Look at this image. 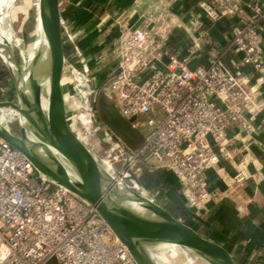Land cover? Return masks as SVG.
I'll list each match as a JSON object with an SVG mask.
<instances>
[{
	"label": "built area",
	"instance_id": "obj_1",
	"mask_svg": "<svg viewBox=\"0 0 264 264\" xmlns=\"http://www.w3.org/2000/svg\"><path fill=\"white\" fill-rule=\"evenodd\" d=\"M185 11L192 32L202 30L205 22L211 27L230 19L226 48L190 66L198 48L170 45L174 23L167 6L158 5L156 19L137 28L132 12L118 8L98 17V32L106 35L98 60L109 63L101 88L88 55L76 45L79 30L67 29L62 19L63 43L69 49L64 93L66 88L75 105L89 110L90 126L102 90L140 136L133 146L103 124L108 135L99 140L100 150L106 147L104 140L108 149L124 156L106 159L111 168L128 175L122 171L127 165L139 180L143 170L161 173L160 185L172 188L192 218L201 221L208 204L227 198L231 188L211 187L208 173L220 175V161L226 160L235 169L232 182L241 184L251 176L248 166L257 160L256 151L264 154L258 131L264 130V117L256 123L264 111V0H197ZM227 52L236 56L230 65ZM143 186L155 199L153 185ZM0 264L136 263L94 206L51 182L0 138Z\"/></svg>",
	"mask_w": 264,
	"mask_h": 264
},
{
	"label": "water",
	"instance_id": "obj_2",
	"mask_svg": "<svg viewBox=\"0 0 264 264\" xmlns=\"http://www.w3.org/2000/svg\"><path fill=\"white\" fill-rule=\"evenodd\" d=\"M60 4V0H37V16L48 47L49 90L46 111L40 104L38 83L30 75L21 82L26 70L21 68L12 48L9 47L16 73L6 66L14 79L17 101L0 99V138L20 151L34 168L51 182L94 206L136 264H162L157 262L156 254L163 249L170 250V246L164 244L194 252L215 264H240L223 245L151 198L127 165L122 167V171L128 173L126 177H122L121 172H116L112 168L111 171L108 170L96 153L91 152L78 140L70 127L69 113L64 101L65 51ZM26 80L30 97L25 90ZM93 98L94 92L91 88L89 105ZM102 101L99 109L106 124L118 136L134 142L138 138L136 132L138 130L119 114L104 93ZM20 115L33 123L34 127L31 128L47 139L72 164L71 175L55 156L50 157L51 165L37 156L31 145H28L27 135L22 128L17 131L11 128L9 119L12 117L19 119ZM91 120L98 126L94 113L91 114ZM102 142L105 146L108 145L104 140ZM120 182L123 184L120 185ZM121 198L140 203L157 217L144 218L132 213L120 204Z\"/></svg>",
	"mask_w": 264,
	"mask_h": 264
},
{
	"label": "crops",
	"instance_id": "obj_3",
	"mask_svg": "<svg viewBox=\"0 0 264 264\" xmlns=\"http://www.w3.org/2000/svg\"><path fill=\"white\" fill-rule=\"evenodd\" d=\"M83 2H86L87 6L90 5V7L94 8V12L91 11V13L84 10L80 11L76 19V21L80 22L81 19L88 18L85 25L81 28L84 33L88 32L89 35L86 37V41H89V44L105 39L106 35L101 36L98 32L97 23L100 15L112 12L118 8L128 9L133 6V0H83ZM196 2L197 0H166V6L173 15L174 23L170 35L177 31L182 32L187 40L185 43L183 42L184 44L179 43L178 46L192 49L196 45L195 48H198L190 62V66L206 62L209 53L226 48L232 22L226 18L211 27L205 22L202 30L190 31L189 14L185 9L189 6L194 7ZM104 29L105 31L109 30L107 24H104ZM202 35H207V37L203 39ZM83 47L86 53L90 49L94 54L100 49L98 45L95 49L94 47L91 49V46ZM224 57L229 65L236 60V56L230 52H227ZM260 89L264 98V79L260 81ZM263 117L264 111L258 115L256 123H261ZM258 131L259 137L264 141V130L260 128ZM256 154L257 160L248 166L251 176L241 184L235 185L232 182L229 176L235 172V169L226 160L220 161L219 165L224 169V171L220 172V175L214 172L208 173L211 187L221 190H228V186H231V188L227 198L208 204L209 210L201 221L192 218V214L185 208L183 201L179 199L172 188L163 184L162 186L160 185L161 173H152L144 170L148 173V179L144 183L153 185V191H157L154 197L158 203L162 200L163 203L173 208L175 207V209L181 206L183 213L178 211H172V213H175L181 219L191 222L207 236L223 245L240 264H264V154L258 151H256ZM224 175H227V177L223 178Z\"/></svg>",
	"mask_w": 264,
	"mask_h": 264
},
{
	"label": "rangeland",
	"instance_id": "obj_4",
	"mask_svg": "<svg viewBox=\"0 0 264 264\" xmlns=\"http://www.w3.org/2000/svg\"><path fill=\"white\" fill-rule=\"evenodd\" d=\"M36 0H3L1 10H0V18L3 21V25L8 32L11 34V48L14 52L21 68L23 70L27 71L28 66L31 63V60L29 59V51L27 48V45L33 41H35L38 38V34L36 32V22L38 18V12H37V5ZM60 8L62 11V19L64 21V24L66 25L67 29L71 31H75V42L76 45L82 50V53H86L83 46H88L91 49L92 47H95L98 45L100 49L98 52L94 54L90 49H88V53H86L88 56V63L92 67V73L96 75V82L99 84L100 88L102 87L103 83V77L107 74L108 68V61L102 62L99 61L98 58L101 59L102 54L104 53V45H105V39H100L99 42L94 44H89V41H86V37L89 35L88 32L84 33L83 29L81 28L85 23L87 22L88 18L81 19L80 22L76 21L80 11L84 10L85 12L91 13V11L94 12V8L87 6L86 2H83V0H61L60 1ZM158 5L161 9H164L166 7V0H133V6L128 8L129 12H132V24L137 28L144 27V24L148 21H152V19H156V13H158ZM92 6V5H91ZM157 9V10H154ZM92 12V13H93ZM35 16V17H34ZM35 18V19H34ZM76 22H78L76 24ZM83 31V33L81 32ZM81 32V33H80ZM21 40V41H20ZM98 40V38H97ZM23 43V44H22ZM26 48V49H25ZM21 49V50H20ZM22 51V52H21ZM21 52V53H20ZM97 76L99 78H97ZM66 82L69 81V78L65 77ZM102 80V81H101ZM100 81V82H99ZM0 95L4 96L7 100L10 101H17V92H16V86L14 83V79L12 74L10 73L8 67L6 64H4L0 60ZM103 97V91L99 90L96 101L94 103L93 111L96 117V120L98 121V126L95 124H91L90 126H87V128H83V131L88 135V137L91 139H94L90 145L92 146L93 150L99 155V157L103 159H110L114 160L113 157H116L118 159H121L124 157L117 151L116 149H108L107 145L102 150L99 140H101L102 137H106L108 135L106 131V127L103 125L105 122L101 112H100V104ZM71 100H73L68 95V102L69 107L71 106ZM96 109V111H95ZM86 111H89L88 109L84 110L79 107L78 104L75 105L74 110L69 112V122L76 121L75 129L76 127L79 128L80 121L82 120L81 115L86 113ZM72 116V117H71ZM78 122V124H77ZM11 128L15 131L19 130L21 127L19 126L18 120H12ZM83 125V124H82ZM86 125L84 124V127ZM144 171V170H143ZM143 171L141 172L140 176L143 175ZM141 178V177H140ZM140 182L143 184L144 181L140 179ZM147 194L148 191H147ZM166 210L172 213V208L168 204L163 203L161 200L159 202ZM175 214V213H173ZM184 220V219H183ZM181 258L176 261V264H180Z\"/></svg>",
	"mask_w": 264,
	"mask_h": 264
},
{
	"label": "bare ground",
	"instance_id": "obj_5",
	"mask_svg": "<svg viewBox=\"0 0 264 264\" xmlns=\"http://www.w3.org/2000/svg\"><path fill=\"white\" fill-rule=\"evenodd\" d=\"M2 2L3 0H0V10L2 6ZM36 5H37V2H36ZM36 32L38 34V38L35 41L27 45L28 51L30 53L29 59L32 61V64L28 66L27 71L25 72V77L21 79V82H24L27 75H30L38 83L40 87V104H41L42 109L46 111L47 97H48V90H49V76H48V67H47L48 47H47L44 35L42 33L38 18L36 22ZM11 37L12 36L10 32H8V30L5 29L3 25V21L0 18V60L4 64H6L12 70L13 73H16L15 66L11 59V53H10L11 50L9 48V47H12ZM27 82L28 80H26L25 82L26 83L25 90H26L27 95L29 96L30 91L27 86ZM64 101H65L66 110L68 113L74 110L75 104L73 103V100H71V106L70 107L68 106L69 103H67L68 95H67L66 88H65V93H64ZM81 117H82V120H84L86 123L85 127H84L85 123L82 125V121L79 122L80 124L79 128L76 127L75 129L76 121H72L70 123V127L74 131L78 140L82 142L86 147H88V149L91 152L96 153L95 152L96 149L94 151L92 146L90 145V143L94 139L90 140L88 135L83 131V128L86 129L87 125H89V121H90L89 116H87L86 113L84 112V114H82ZM18 123H19V126L24 130V132L27 135L28 145L29 144L31 145L32 150L37 154V156H39L43 161L50 164L51 162L50 157L51 155H53L57 159H60L61 165L66 169V171H68V174L71 175V173H73L72 164L53 145H51L47 139H45L40 134L36 133L35 130L31 128V126H33L32 125L33 123L28 121L22 115H20L18 119ZM102 164H104L105 168L110 170L111 165L106 159H103ZM120 175L122 177H126V174L123 172H121ZM71 179L73 178L71 177ZM121 183L122 182H120L119 184L121 185ZM120 204L138 216H141L144 218H156L157 217L150 210H148L145 206L141 205L140 203L135 202L134 200H131L128 198H121ZM164 245H167V247L170 246L169 248L170 250L163 249L158 254H156L158 263L162 262V264H176V261H178L181 258L180 264H215L211 261L210 262L206 261L205 259H203L202 257H200L198 254L194 252L185 251V250H182L181 248L172 246L170 244H164Z\"/></svg>",
	"mask_w": 264,
	"mask_h": 264
},
{
	"label": "trees",
	"instance_id": "obj_6",
	"mask_svg": "<svg viewBox=\"0 0 264 264\" xmlns=\"http://www.w3.org/2000/svg\"><path fill=\"white\" fill-rule=\"evenodd\" d=\"M186 38H185V36H184V34L182 33V32H179V31H177V32H174L172 35H170L169 36V43H170V45L171 46H178L179 45V43H185L186 42ZM183 43V44H184ZM68 47L67 46H64V51H65V53H67L68 52ZM102 103V102H101ZM136 130V129H135ZM137 132V134H138V138L134 141V142H129L130 144H132L133 146H137L138 144H139V142H140V136H139V133H138V131H136ZM141 177V178H140ZM139 178L142 180V181H144L145 182V180L146 179H148V173L147 172H145V171H143V175H139ZM172 209V211H178V212H180V213H183L184 211H183V209L181 208V206H179V207H177V209H175V207L173 208V207H171Z\"/></svg>",
	"mask_w": 264,
	"mask_h": 264
}]
</instances>
